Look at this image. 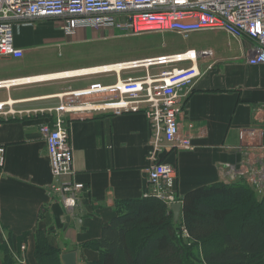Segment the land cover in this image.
<instances>
[{
    "label": "crops",
    "instance_id": "obj_1",
    "mask_svg": "<svg viewBox=\"0 0 264 264\" xmlns=\"http://www.w3.org/2000/svg\"><path fill=\"white\" fill-rule=\"evenodd\" d=\"M39 21L19 26L31 31L30 36L15 38L25 56H0V82L103 64L77 65L49 53L74 49L101 33L80 30L67 38L60 25L53 28V20ZM214 35L216 41L200 49L190 47L199 51L198 66L205 71L180 117L181 132L191 137L194 148L169 147L159 154L160 161L177 167L179 198L195 188L222 183L219 165L235 159L232 147L254 142L245 131L260 126L263 117L264 65L254 66L245 59L252 41ZM116 79L115 72H102L0 86V145L5 147L0 165V264H40L38 248L59 253V264H64L61 254L71 250L77 252L78 264L96 262L102 229L121 212V202L154 196L146 159L152 132L146 117L110 112L69 120L75 181L84 186L74 213L69 215L50 194L53 176L41 132L52 120L49 109L59 105V97L84 93L96 85L110 86ZM167 204L171 208V202ZM182 237L187 238L186 232Z\"/></svg>",
    "mask_w": 264,
    "mask_h": 264
},
{
    "label": "built area",
    "instance_id": "obj_2",
    "mask_svg": "<svg viewBox=\"0 0 264 264\" xmlns=\"http://www.w3.org/2000/svg\"><path fill=\"white\" fill-rule=\"evenodd\" d=\"M37 20H57L67 38L78 30L102 34L119 31L127 36L174 33L185 39L195 33H224L232 39H250L245 59L254 66L264 65V0H0V56L23 58L26 52L16 45L15 30ZM190 50L194 54L188 60L180 55L182 52L170 58L149 59V65L144 66L147 69L165 66L157 73L148 69L143 76L124 78L116 72L115 84L96 85L84 93L59 97V105L49 109L52 120L41 128L53 176L49 190L69 215L77 208L84 189L75 181L69 120L93 118L98 112L146 117L152 132V147L146 157L152 193L167 202L175 201L177 167L160 161L159 154L169 147L194 148L191 137L181 132L180 117L205 71L198 66L199 51L187 48L184 52ZM184 62H190V66L180 67ZM142 63L146 62L124 65L128 66L124 69ZM19 81H2L0 86L21 85ZM106 87L112 88L101 90ZM262 113L260 126L245 131L255 138L254 142L232 147L235 159L219 165L222 183L242 182L257 194L264 193V108ZM4 156L5 147L0 145V165Z\"/></svg>",
    "mask_w": 264,
    "mask_h": 264
},
{
    "label": "trees",
    "instance_id": "obj_3",
    "mask_svg": "<svg viewBox=\"0 0 264 264\" xmlns=\"http://www.w3.org/2000/svg\"><path fill=\"white\" fill-rule=\"evenodd\" d=\"M238 189L242 200L229 206L216 202ZM251 190L242 182L195 188L175 200L182 202L179 224L168 202L155 196L121 202V212L102 229L99 259L89 264H184L197 246L206 264H264V204L249 206ZM234 215L240 219L236 234L230 228ZM134 231L141 235L136 244ZM184 232L186 243L177 239ZM36 255L40 264L60 263V254L51 249L38 248Z\"/></svg>",
    "mask_w": 264,
    "mask_h": 264
},
{
    "label": "rangeland",
    "instance_id": "obj_4",
    "mask_svg": "<svg viewBox=\"0 0 264 264\" xmlns=\"http://www.w3.org/2000/svg\"><path fill=\"white\" fill-rule=\"evenodd\" d=\"M54 21V22H53ZM50 21L53 23V28L59 26L57 20ZM40 21H36V24ZM80 30L77 31L79 33ZM83 31V30H81ZM31 31L27 29H21V27H17L15 30V38H23L26 37L25 34H29L30 36ZM81 35V34H80ZM101 36H93L95 40H91L85 44H79L73 47H66L60 50L56 49L49 50L51 56L55 57L56 59H63V60H74V64L77 65H90L94 63H103L101 65L113 64V63H124V62H133L138 61L141 59H153L159 56L171 55V54H179L180 52H184L187 48L196 47L198 49L204 47L207 44H210L212 41H216L217 38L215 37L214 33L206 32V33H195L190 36L188 39L184 37L174 34V33H165L161 34H145L140 36H127L120 34L119 31L115 33L106 32L104 36L102 33ZM61 38V37H55ZM75 39H77L75 37ZM61 53V54H60ZM190 63V62H184ZM175 65V64H174ZM183 64H179L181 67ZM97 66V65H94ZM173 66L169 65L168 67ZM91 67V66H90ZM165 66H150L148 69L150 72L157 73L160 70L164 69ZM147 67L139 66L137 68H129L124 69L120 73L122 77H136V76H143L147 72ZM115 72L116 71H112ZM117 75V74H116ZM89 94H86L87 96ZM100 96V95H99ZM65 99H68L67 97ZM64 99V100H65ZM252 191V190H251ZM241 194V189L236 190L233 193L232 198L228 197H218L216 202L220 205L229 206L230 202H234L237 199L241 198L238 197ZM250 194V192H249ZM252 200L249 202V206L254 205L257 201L258 204H264V193L257 194L254 190L251 192ZM177 196V195H176ZM175 196V200L179 197ZM237 198V199H236ZM240 200V199H239ZM242 200V198H241ZM240 223V219L237 215L231 218L230 221V228L233 234H236L237 227ZM139 231H134L131 235V240L133 241L132 244H136L139 240L136 233ZM140 233V232H139ZM178 240H182L186 243V239L184 237H177ZM135 240V241H134ZM186 245V244H185ZM189 245L184 246L186 250ZM189 256H187L184 264H203L202 256L200 254L199 248H191Z\"/></svg>",
    "mask_w": 264,
    "mask_h": 264
},
{
    "label": "bare ground",
    "instance_id": "obj_5",
    "mask_svg": "<svg viewBox=\"0 0 264 264\" xmlns=\"http://www.w3.org/2000/svg\"><path fill=\"white\" fill-rule=\"evenodd\" d=\"M193 50H190V52L187 54L186 52L180 53L181 56H186L187 60L191 58L193 55ZM166 58H170L169 55H166ZM150 60H156V59H150ZM149 59L147 60H141V61H133V62H124V63H114V64H109V65H103V66H98V67H93V68H86V69H79L75 71H70V72H65L61 74H54V75H48V76H39V77H34V78H27V79H20L18 83H27V82H32L36 80H46L48 78H54V77H61V76H70V75H84V74H90V73H102V72H112L116 71L118 73L121 72L122 69L128 68V65L134 62H146L142 63L141 66H147L149 63L147 61H150ZM6 82V81H4ZM91 108V107H90Z\"/></svg>",
    "mask_w": 264,
    "mask_h": 264
},
{
    "label": "water",
    "instance_id": "obj_6",
    "mask_svg": "<svg viewBox=\"0 0 264 264\" xmlns=\"http://www.w3.org/2000/svg\"><path fill=\"white\" fill-rule=\"evenodd\" d=\"M182 204L180 201L171 203V211L173 213L174 222H178L181 216ZM68 217L67 221H69ZM61 260L64 264H78V254L75 250L67 251L61 254Z\"/></svg>",
    "mask_w": 264,
    "mask_h": 264
}]
</instances>
